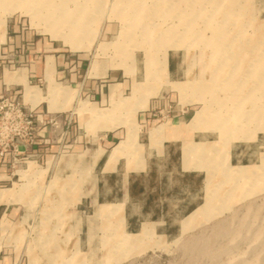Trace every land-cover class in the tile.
Segmentation results:
<instances>
[{
    "label": "rangeland",
    "instance_id": "1",
    "mask_svg": "<svg viewBox=\"0 0 264 264\" xmlns=\"http://www.w3.org/2000/svg\"><path fill=\"white\" fill-rule=\"evenodd\" d=\"M32 4L0 1V31L4 20L16 23L127 80L125 103H83L93 113L84 133L110 116L134 131L138 110L160 100L152 120L186 123L183 164L205 171L204 190L176 236L146 225L126 233L115 207L103 203L97 212L89 202L98 178L88 146L62 148L17 167L5 186L0 202L18 209L0 220V264H264V0H53L43 12ZM134 135L115 147L108 166ZM184 183L195 187L193 179Z\"/></svg>",
    "mask_w": 264,
    "mask_h": 264
},
{
    "label": "crops",
    "instance_id": "2",
    "mask_svg": "<svg viewBox=\"0 0 264 264\" xmlns=\"http://www.w3.org/2000/svg\"><path fill=\"white\" fill-rule=\"evenodd\" d=\"M0 37V93L58 122L57 128L49 123L40 126L37 144L31 148L36 156H30V161L48 160L62 148L79 152L88 146L98 178L89 202L97 212L103 203L115 207L114 216L126 233L137 234L146 225L167 238L179 234L182 220L201 204L205 176L204 170L184 167L181 147L188 138L186 123L176 124L163 116V121L155 124L152 117L162 109L160 100H152L147 109L138 110L140 120L132 127L134 144L119 151L108 166L115 147L126 139L128 127L115 124L110 116L91 125L95 130L86 134L82 124L92 120L93 113L82 105L97 108L124 98L127 80L115 79L117 68L94 69L92 63L88 67L84 56L16 23L6 27L5 20ZM169 70L172 73L176 68ZM185 113L186 109H180L178 115L183 118ZM10 157L5 154L0 158V189H9L5 186L14 183L16 173L10 168ZM153 161L163 162L162 167ZM192 179L195 187L185 185ZM11 204L16 203L0 202L1 221L9 213L16 215L18 207L10 210Z\"/></svg>",
    "mask_w": 264,
    "mask_h": 264
},
{
    "label": "built area",
    "instance_id": "3",
    "mask_svg": "<svg viewBox=\"0 0 264 264\" xmlns=\"http://www.w3.org/2000/svg\"><path fill=\"white\" fill-rule=\"evenodd\" d=\"M45 123L51 124L54 128L58 127L56 118L37 115L19 100L0 93V158L5 154H11L9 165L16 175L19 170L17 167L28 166L29 162H33L30 161L32 160L30 156H36V153H33L31 148L37 144V133L40 126ZM21 147L25 149L21 150ZM58 154L60 150L51 157Z\"/></svg>",
    "mask_w": 264,
    "mask_h": 264
},
{
    "label": "bare ground",
    "instance_id": "4",
    "mask_svg": "<svg viewBox=\"0 0 264 264\" xmlns=\"http://www.w3.org/2000/svg\"><path fill=\"white\" fill-rule=\"evenodd\" d=\"M0 1H2V0H0ZM50 3V4H49ZM53 3V0H33V4L31 5V8L34 10V11H37V12H43L46 8H48V6L49 5H53L52 4ZM141 10V9H140ZM36 12V13H37ZM35 13V12H34ZM141 12H139V14H140ZM34 15V14H33ZM81 15H82V13H81ZM80 16V15H79ZM78 16V17H79ZM140 17H141V15H140ZM139 17V18H140ZM138 18V16H137V20H140ZM76 20H77V18H76ZM138 23H140V22H136V23H134V25L135 24H138ZM147 26H148V24H147ZM78 29V28H77ZM148 32H150V30L148 31ZM151 63H152V59L151 60H149V59H146L145 60V62H144V76H145V78L146 79H151V74H152V69L150 68L151 67ZM140 85H141V83L140 84H138L137 85V87H136V89H135V92H136V90H138L139 89V87H140ZM27 89H28V87H27ZM248 99H250L248 102H250V104H248L249 106H255V103H256V99L255 98H251L250 96L248 97ZM129 100V98H126V99H123L122 101H124V103L126 102V101H128ZM118 104V103H117ZM126 105V104H125ZM123 106V105H122ZM82 108L83 109H86V110H89L87 107H86V105H82ZM134 131H129L128 132V136H127V139H129V140H127V143H129L130 141H131V139L133 138V135H134ZM124 143V142H123ZM118 146V145H117ZM115 151V150H114ZM93 158V157H92ZM8 191V189H5V190H0V201L2 200L3 201V199L5 198L4 196H5V193ZM8 201L10 200L9 198L7 199Z\"/></svg>",
    "mask_w": 264,
    "mask_h": 264
}]
</instances>
